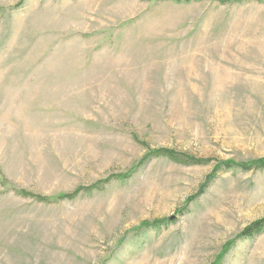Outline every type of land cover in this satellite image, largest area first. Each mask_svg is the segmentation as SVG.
<instances>
[{
    "label": "rangeland",
    "instance_id": "374dc122",
    "mask_svg": "<svg viewBox=\"0 0 264 264\" xmlns=\"http://www.w3.org/2000/svg\"><path fill=\"white\" fill-rule=\"evenodd\" d=\"M263 158L264 2L0 0V264H264Z\"/></svg>",
    "mask_w": 264,
    "mask_h": 264
},
{
    "label": "trees",
    "instance_id": "16d2710c",
    "mask_svg": "<svg viewBox=\"0 0 264 264\" xmlns=\"http://www.w3.org/2000/svg\"><path fill=\"white\" fill-rule=\"evenodd\" d=\"M163 1H176V2H192V1H201V0H163ZM244 0H221L222 3H233V2H241ZM251 1H256L258 3H263L264 0H251ZM160 157H165L168 158L169 160H172L176 163L179 164H183V165H205L208 164L210 161L209 160H199V159H195L194 157H189L186 155V157H182V155L177 154L176 152H174L173 150H169V149H156V150H152L149 149L148 152L146 153L144 159L137 165L135 166L133 169H131L127 174H120V175H115L113 178H117V179H121V180H126L128 178H130L132 176V174L136 171L138 166H142L144 164H146L148 161H150L153 158H160ZM185 158V159H182ZM240 169L242 171H251V170H264V158L263 159H257V160H253L250 162H246V163H236L234 161L228 160V161H222L219 162L215 167H214V171L213 174L209 177V181L211 179H213L217 173L220 170H231V169ZM2 180H6V178L4 179L3 176L1 175ZM206 183L202 189L199 192V195L202 194L204 192V189L207 187ZM98 187L94 186V187H79L77 188L72 194H59L56 198H49V197H44V196H40V195H34L31 192H27V191H21L18 190L17 193L25 198H34L39 202H51V201H62V200H75L79 194H81L82 192H90L94 189H96ZM196 198V197H194ZM190 199V201L194 200ZM160 221H157L156 223H153V226H156L157 224H160ZM146 226H148V223L145 224ZM264 231V218L257 220L256 222L252 223L250 226L246 227L238 236V238L241 239H249V238H253L257 235H261ZM236 240V239H235ZM235 242V241H234ZM231 246L233 243H230ZM231 246L229 247L228 245H226L225 249H224V253L226 251H228V249L231 248ZM221 258H219L220 260Z\"/></svg>",
    "mask_w": 264,
    "mask_h": 264
}]
</instances>
